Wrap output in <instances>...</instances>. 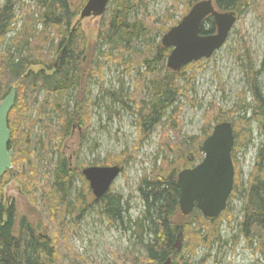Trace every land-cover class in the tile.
I'll return each instance as SVG.
<instances>
[{
  "label": "trees",
  "instance_id": "obj_1",
  "mask_svg": "<svg viewBox=\"0 0 264 264\" xmlns=\"http://www.w3.org/2000/svg\"><path fill=\"white\" fill-rule=\"evenodd\" d=\"M87 1H84L83 8ZM144 1H111L110 15L103 23L95 48L92 49L88 47L81 26L75 24V20L81 15V9H73L69 0H35L39 9L35 10L40 11L42 31L37 29L34 13L26 12L25 26L6 44L8 33L12 31L16 21V7L20 0H0V103L13 89L16 90L15 105L8 118L11 131L9 149L13 151L12 169L4 176L0 187V264H62L58 243L53 237L42 232L41 224L35 225L26 217L19 219L15 203H4L2 189L5 184L17 181L35 203V190L41 187L45 193L43 203L46 206V214L51 223L65 220L68 214L74 216L84 209L83 198L78 197L74 202L70 200L75 190L74 177L77 176L80 181L85 182L81 172L85 169H82L83 166L81 171L71 168L66 158L60 156L53 165L50 163V175L46 178V183L42 182L45 180L44 163L50 161L49 153L54 150L53 145L57 144L55 147L59 150L63 142L70 137L74 127L86 128L90 124L91 100H81L79 97L68 99L71 92L79 91L82 77L87 72L91 77H98L101 92L114 98L115 103L127 107L128 110H134L138 117L137 125L143 134H151L153 131H160L161 134L159 144L165 158L158 170L149 176L150 178L142 180L139 187L144 216L143 222L140 220L138 225L141 233L145 234L144 247L147 253L143 260H137L133 264L193 262L195 248H192L189 254L176 248L178 235H181L182 231L179 224L183 219L189 222V230L193 225H197L199 234L203 233L197 241L205 246L210 244L206 239L209 230H205L204 226L198 223L213 222L215 225L217 219H206L198 209L191 215L184 216L180 210L177 181L180 172L192 169L203 160V142L211 135L214 126L223 120L221 116L212 120L213 113L209 114L208 124H214L198 143L194 138L186 141L177 135V129H181L179 110L183 107L180 98L188 94L179 78L195 63L178 73L170 71L166 64L171 51L165 49L161 41L153 40L155 36H164L178 25L192 6L203 0H188L180 21L160 30L158 27L153 28L155 20L152 18L144 20L137 15ZM213 2L217 10L224 13H239L246 6H253L247 0ZM262 9L261 18L264 19V6ZM215 32L213 20L208 18L201 34L211 35ZM140 45L143 49L139 48ZM92 54H96L101 60L97 64L98 71L92 66ZM243 58L245 61L251 59L249 51H244ZM111 62H118L126 71L138 69L133 92L124 94L122 91L115 94L105 89L102 73L105 66ZM249 63L252 65L250 61ZM36 67L39 70H35ZM247 72H254L248 86L253 102L247 104L244 99L234 111L237 118L233 128L237 144L232 158L234 161L237 146L247 147L251 143V124L256 123L263 143L257 150L250 182L247 188L238 193H241L243 200L242 229L245 234H249L251 240H257L255 242L261 244L264 249V87L258 85V78L264 77V59L258 72L253 65L247 68ZM40 94L44 97L38 102L37 97ZM249 111L251 117L247 118ZM41 133L44 135L41 136ZM170 133H174V137ZM236 191L235 178L233 194ZM122 200L121 195L111 194L110 191L96 201L99 204L97 214L112 222L121 220L122 214L127 212L121 207ZM261 255L264 256V252Z\"/></svg>",
  "mask_w": 264,
  "mask_h": 264
},
{
  "label": "rangeland",
  "instance_id": "obj_2",
  "mask_svg": "<svg viewBox=\"0 0 264 264\" xmlns=\"http://www.w3.org/2000/svg\"><path fill=\"white\" fill-rule=\"evenodd\" d=\"M69 1L73 9H81L82 12L85 0ZM247 1L253 6H246L243 11L237 12V22L225 45L210 59L196 62L188 67L186 74L179 78L183 81L182 86H185L188 94L180 98L183 107L179 110L181 129H177V135L186 141L194 138L198 143L205 132L210 130L214 123L208 124L209 114L213 113L212 120L221 116L223 122L233 124L237 118L234 112L236 106L244 99L247 104L253 102L248 86L254 77V72L250 74L246 73V70L253 65L258 72L264 59V19L261 18L264 0ZM188 3V0H145L137 15L144 20L151 18L155 20L153 28L165 29L180 21ZM16 8V21L12 31L8 33L6 44L25 26L26 12H33L38 31L41 32L43 29L39 21L40 11L35 10H39L35 0H20ZM110 9L111 5L104 16L99 18L81 20L79 15L75 20V24L81 26L85 34L88 47L95 48L101 27L110 15ZM162 37L155 36L153 40L160 42ZM139 48L143 49V46L140 45ZM246 50L250 53L249 61L252 65L243 58ZM91 60H93L92 66L98 71L97 64L101 60L96 54L91 55ZM35 70L39 69L36 67ZM102 76L108 92L116 94L123 91L126 94L135 90L138 69L126 71L123 65L111 62L105 66ZM259 84L264 87V77L258 78ZM43 97V94H40L37 97L38 102H41ZM78 97L81 100L90 99L92 102L90 124L86 128L74 127L70 137L63 142L59 150L55 147L57 144L53 145L54 150L49 153L50 161L44 163L45 180L42 184L47 182L46 178L50 175V163L53 165L60 156L66 158L71 168L80 171L82 166V169L110 167L112 165L108 164L113 163L115 164L113 166H120L123 171L112 186L111 194L122 196L121 207L127 210L126 214L123 213L122 219L115 222L97 214L99 204L96 203L97 199L89 183L86 179L83 183L77 176L73 179L75 190L70 200L74 202L78 197L83 198L85 207L79 214L74 216L68 214L65 220L61 218L62 220L55 223L48 220L46 206L43 203L45 193L41 187V190L33 189L36 196V201L33 203L21 184L12 181L3 186V201L8 204L15 203L19 219L26 217L35 225H42V232L53 237L58 243L62 264H133L137 260H143L147 253L144 247L145 234L141 233L138 225L140 220L143 222L144 216L139 187L142 180L150 178L149 176L158 170L161 161L165 158L159 145L161 134L160 131L143 134L137 125L138 117L134 110H128L127 107L115 103L114 98L101 92L98 77H91L88 72L82 77L79 91L68 95V99ZM124 98L127 101L126 95ZM250 117L249 111L247 118ZM251 129L253 131L251 143L247 147L237 146V153L234 152L237 191L234 192L235 195L232 193L233 197L231 196L229 200L227 210L217 218L215 225L213 222L198 223L204 226L205 230H209L206 239L210 244L205 246L197 241L203 234H199L200 229H197V225H193L189 230L187 219L180 220L182 231L181 235H178L179 238L181 237L179 251L189 254L192 248L196 249L194 260L190 264H264V256L261 255L264 252L263 247L255 242L257 240H251L249 234H245L242 229L243 200L241 193H238L243 188H247L253 173L257 150L263 143L258 125L252 123ZM43 135L41 133V136ZM170 135L173 136L172 133ZM236 144L237 139L235 147ZM93 164L95 165L91 166Z\"/></svg>",
  "mask_w": 264,
  "mask_h": 264
},
{
  "label": "water",
  "instance_id": "obj_3",
  "mask_svg": "<svg viewBox=\"0 0 264 264\" xmlns=\"http://www.w3.org/2000/svg\"><path fill=\"white\" fill-rule=\"evenodd\" d=\"M111 0H88L81 12V20L104 16ZM208 18L213 20L216 32L202 35L201 30ZM237 22L235 12H220L213 0H203L191 8L181 22L169 30L161 40L162 46L171 49L167 68L178 73L188 65L210 59L226 43ZM16 90L13 89L0 103V187L6 173L12 169L13 151L9 149L11 131L9 114L15 105ZM235 133L231 123L217 125L203 142V160L192 169L178 176L179 205L184 216L198 209L205 218L217 219L227 209L234 190L235 168L232 154ZM122 168L88 167L82 171L97 200L106 196L120 177ZM180 239L178 238V248Z\"/></svg>",
  "mask_w": 264,
  "mask_h": 264
},
{
  "label": "bare ground",
  "instance_id": "obj_4",
  "mask_svg": "<svg viewBox=\"0 0 264 264\" xmlns=\"http://www.w3.org/2000/svg\"><path fill=\"white\" fill-rule=\"evenodd\" d=\"M112 1V0H111ZM111 3V2H110ZM184 7V6H183ZM174 10V9H173ZM170 11V10H169ZM81 16V15H80ZM170 17V16H169ZM154 19V18H153ZM159 19V18H158ZM147 26V25H146ZM14 27V26H13ZM140 31V30H139ZM13 34V33H12ZM117 49V48H116ZM155 52V51H154ZM92 111V110H91ZM36 116V115H35ZM42 117V116H41ZM74 118V117H73ZM42 119V118H41ZM33 120V119H32ZM88 121V120H87ZM224 123V122H223ZM229 123V122H228ZM221 124V123H220ZM232 124V123H231ZM219 125V124H218ZM233 125V124H232ZM217 126V125H216ZM215 126V127H216ZM138 128V127H137ZM12 129V128H11ZM140 132V131H139ZM154 132V131H153ZM137 133H138V131H137ZM174 134V133H173ZM183 134V133H182ZM212 134V133H211ZM138 136H140V134L138 135ZM183 136V135H182ZM174 137V136H173ZM145 138V137H144ZM159 143H161V142H159ZM160 145V144H159ZM237 153V152H236ZM235 153V154H236ZM237 157V156H236ZM188 163V162H187ZM191 163V162H190ZM163 164H164V162H163ZM55 166V165H54ZM166 168V167H165ZM86 169V168H85ZM165 171V170H164ZM184 171V170H183ZM52 172V171H51ZM47 173V172H46ZM181 173V172H180ZM179 176V175H178ZM240 176V175H239ZM241 178V177H240ZM35 179V178H34ZM160 179V178H159ZM152 182V181H151ZM162 182V181H161ZM178 182V181H177ZM53 184V183H52ZM170 184V183H169ZM52 188V187H51ZM41 190V189H40ZM244 190V189H243ZM248 191V190H247ZM244 195V194H243ZM246 198V197H245ZM229 203V202H228ZM121 208V207H120ZM227 208H228V205H227ZM124 210V209H123ZM227 210V209H226ZM193 213V212H192ZM191 213V214H192ZM190 214V215H191ZM115 216H116V214H115ZM118 218V217H117ZM107 219V218H106ZM131 222V221H130ZM122 224V223H121ZM173 230V229H172ZM181 238V237H180ZM179 238V239H180ZM181 240V239H180ZM177 244H178V240H177ZM180 244V243H179ZM178 245H176V248H177V250H180V246H179V248L177 247ZM182 246V245H181ZM190 257V256H189ZM262 258V257H261ZM197 259V258H196ZM171 261V260H170ZM170 264V263H169Z\"/></svg>",
  "mask_w": 264,
  "mask_h": 264
}]
</instances>
